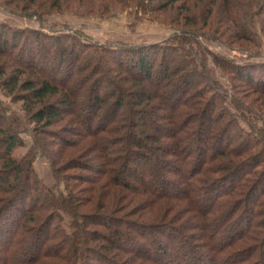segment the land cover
<instances>
[{
    "label": "trees",
    "instance_id": "trees-1",
    "mask_svg": "<svg viewBox=\"0 0 264 264\" xmlns=\"http://www.w3.org/2000/svg\"><path fill=\"white\" fill-rule=\"evenodd\" d=\"M189 1L141 0L138 7L144 13H153ZM221 2L228 20L237 27L232 38L252 42L255 20L259 21V31L264 32V0ZM49 3L52 9H60L59 0H49ZM15 35L17 33L0 32V47H3L0 59L12 66L9 77L1 81L0 87L14 94L13 101L23 103L25 119L33 124L36 146L48 158L52 170L58 171L46 145L38 138L35 126H52L70 116L83 127L81 142L97 154L99 168L95 171L97 178L88 181V189L76 191V187L66 186L65 194L56 198L36 179L33 156H14L17 149L24 147V142L17 128L0 110V246L5 250L0 264H90L92 261L101 264H264V141L240 129L227 110L217 108L214 95L207 99V108L199 114L200 108H196L201 104L193 103V99H204L203 87L196 90V71L192 63L179 57L184 50L168 46L158 50L151 46L110 50L85 43L75 34L52 38L39 31H28L25 35L24 32ZM2 40L12 42L6 45ZM16 41L21 42L20 45ZM37 41L43 42L46 48H34ZM174 53L180 59L176 62L173 58L175 62L170 63L178 67L167 71L166 58ZM21 59H25L26 64ZM167 72L172 75L166 76ZM183 72L187 80L180 81L187 89L179 83L177 88L183 89L170 93L168 98L162 91L164 86L156 87L152 81L179 77ZM232 72L238 83L251 87L252 91L259 85L257 93L264 94V63L234 66ZM26 73L32 78L21 81ZM4 75L3 71L1 76ZM128 82L133 83L132 87L152 83L155 90L151 94L141 86L124 97L121 88L127 91ZM103 83L112 90L99 96V86L104 87ZM88 93L89 104L86 103ZM154 98L163 110H166L163 103H167L168 108V99L174 98V108H169L165 116L168 128L150 122L154 135L173 142L171 146L160 145V153L183 159L190 148L198 151L193 163L188 165L182 160V166L189 167L187 173L166 160L158 163L165 178L159 176L158 168L136 174L146 163L143 151L150 149L146 141L130 130V124L128 127L122 124L126 117H120L119 111L128 103L132 125L131 119L143 116L144 112H137L138 109ZM52 99L55 101L51 102ZM113 99L114 109L106 112ZM36 105H41V109H36ZM104 111L109 116L105 122ZM202 116L204 122H201ZM192 119L194 123L199 122L197 128L190 126ZM189 140L187 151L180 149V153L178 147ZM206 152L211 153L208 158L204 156ZM124 157L121 170L126 175L121 177L122 172L117 168ZM73 165L75 169L93 171L88 166ZM175 169L178 173H174ZM175 178L182 183H177ZM78 194L84 197L80 200ZM126 194L131 197V204L138 201L134 200L138 196L147 199L149 208L145 213L150 219L146 223L143 217L136 222L117 216L128 207ZM118 206L120 211L116 212ZM90 207L94 211L82 212ZM172 213L185 214L187 220L170 218ZM62 216L70 219V232L60 227L58 222ZM157 221L160 225L154 224ZM96 224L104 229V235L89 231L90 226ZM118 241L120 245L116 244ZM93 242L99 244L100 249ZM125 245L130 246V250ZM99 250L106 253L100 254ZM108 254L122 256V263L109 258Z\"/></svg>",
    "mask_w": 264,
    "mask_h": 264
},
{
    "label": "rangeland",
    "instance_id": "rangeland-1",
    "mask_svg": "<svg viewBox=\"0 0 264 264\" xmlns=\"http://www.w3.org/2000/svg\"><path fill=\"white\" fill-rule=\"evenodd\" d=\"M59 1L61 2L60 9L56 10L50 7L49 0H0V32L5 31L6 33L12 34L17 33L15 36H18L23 32L25 35L28 31H39L52 38L54 36H70L75 34L85 43L105 46L110 50L143 46L156 47V50L160 47L166 48V46L179 48L181 52L184 50V53L181 54L182 56L179 57L183 59L185 58L187 62L190 61L192 63V68L196 71V90H200L203 87L201 94H203L204 99L200 100L198 97L193 99V103L198 102L201 104H198L196 108V110L200 108L199 114L201 113V110L203 111L207 108V106H205L207 99L214 95L217 108L220 107L227 110L228 114L236 120L240 129L248 133L252 132L255 136L264 141V94L257 93L260 89L259 85L256 86L255 91H252L253 89L251 87L248 88L243 84L238 83L232 72L234 66L257 65L264 63V32L262 33L259 31L258 20L254 21L257 24H255L252 29L254 40L252 42H244L241 39L238 40L232 38V35L237 32V27L231 23V19L228 20V15L224 10L221 0H191L186 4H175L172 7H168L161 11H155L153 13H144L140 7H138L141 0ZM35 12L40 13L41 15H33L32 13ZM49 40L52 41L51 39ZM2 42V44L5 42L6 45H10L12 40H2ZM15 43L20 45L21 42L16 41ZM36 46L46 48V45L43 42L37 41L34 48H36ZM0 48L3 49L2 46ZM170 51L172 52V49ZM160 55L161 54L159 53L156 57V67L159 66ZM171 56L172 60H170ZM116 57H120V55H117ZM179 57L175 53L174 55H169V59L166 58L167 67L165 65L162 66H165L167 71H171L173 66L178 67V65L176 63L173 65L170 61L175 62L173 60V58H175L177 62L180 59ZM21 60L26 64L25 59ZM36 60L38 59L36 58ZM33 63L36 64V61H33ZM3 71L5 72V75L1 76ZM11 71L12 66L10 62L5 59H0V84L3 79L9 77ZM171 75L172 74H169L168 72L166 74L168 77ZM31 78V74L26 73L21 77V81L30 80ZM181 79L183 82L187 80V76L184 72L179 77L162 80L154 78L152 81L155 82L154 85L156 87L159 85L164 86V90L162 91L166 93L165 96L168 98L170 93H175L177 91L179 83L182 84L180 81ZM132 84L133 83L131 82L125 84L126 87H129L127 91L126 89L124 90L121 88V93L124 92L123 94H125L123 95L124 97L128 92L137 90L138 87L140 88L141 86L147 89L151 94L153 93V90H155L152 83L150 84L151 86L144 84L138 87H136V85L132 87ZM102 85L105 86L102 87L100 84L99 90L101 89V91L97 93L99 96L104 93L107 94L112 90L109 85H106L105 83ZM182 86L184 88L186 86L185 83H183ZM89 87L87 89L88 91L91 89L92 84H90ZM183 88L180 86L178 90H182ZM184 89H187V87ZM18 94H21V92L19 91ZM13 95H10L0 87V110L4 116L14 124L20 138L24 142V147L17 149L14 156L16 158H22L27 154L33 156L32 168L36 179L39 181L42 188L46 191L53 192L56 198L65 194L66 186L72 188L76 187V191L88 189V181L97 178L95 171L99 168V162L96 159L97 154L92 153V149L89 148L87 144L81 142L82 139L80 133L82 134L83 127L76 124L74 119L70 116L65 117L61 123L52 124V126H35L36 131L38 132V138L46 145V149L51 154L52 160L55 161L56 166L59 169L56 171V174V172L52 170L48 158L45 157L44 153L36 146L33 124L25 119L26 112L24 111L23 103L21 101H13ZM89 95L90 94L88 93V98L86 99V103L88 101V104ZM180 98L183 99L184 97ZM54 101L55 99L51 100V102ZM173 102L174 98H172V100L168 99V108L167 103L162 102L163 105L166 104V110H163L161 103L154 98V101L151 100L149 103H146L143 107L138 109L139 111L137 112H144L143 116L140 119H138V117L131 119L132 125L129 123L130 116L128 113V103H126L125 108L119 111L120 117H126L124 118L125 122L122 124L125 126H129L130 124V130L143 141H146V146L150 149L149 151H143L146 163H144L143 167L139 169L136 174H139L140 172L146 173L149 168H158L159 176L165 178V173L159 168L158 163L162 161L166 162V160L176 165L180 171L187 173L189 167L182 166V160L185 159L184 161L189 165V163H193L195 158H197L198 151L191 148L188 151L186 150L190 140L186 144L181 143V146L178 147L179 150L184 149L187 151L183 159L178 155L177 158L169 157L166 155L167 153L163 156L160 153L161 151L158 150L160 145L168 144V146H171L173 142L161 139L158 135H154L152 129L153 126L150 122L153 121L154 123L161 124L162 128L167 127L168 120H166L167 118H165V116H168L167 110H169V108H174ZM114 103L115 99L108 103L105 109L106 112L107 110L114 109V107H112ZM41 107V105H36L35 108L41 109ZM182 110L187 111L188 108L182 107ZM196 110L194 112H196ZM113 112L115 113L116 111ZM100 114L103 113L100 112ZM104 114L105 116H102L103 122L109 117L105 111ZM204 120L205 119L202 116L201 122H204ZM192 121L193 123H191L190 126L197 128L199 122L194 123V119L190 120V122ZM198 121H200V118H198ZM188 130L189 129H187V131ZM144 136H146V138ZM142 137H144V139ZM122 140L123 139H121V142ZM200 146L203 149L201 143ZM219 148L223 150L224 146L219 145ZM213 149L214 148H212V150ZM182 150H180V153ZM210 154V152H206L204 154L205 158H208ZM154 157H156V159ZM118 163L119 166L117 169L119 170L118 172L121 173V165L125 163V157ZM73 164L91 167L93 171L90 172V170L75 169L73 167L75 165ZM132 168H134V166ZM177 171L178 170L175 169L174 173H178ZM123 175H126V173L122 172L121 177H123ZM167 176V178H174L169 177V175ZM174 180L177 183H182L179 179L175 178ZM178 185L179 187H182L180 184ZM169 193H173V190ZM74 196H76V194H74ZM78 197L81 200L84 196L78 194ZM130 198V195L127 196L126 194L127 200H124L128 207L126 210L124 209L120 215L117 214V216H124V218H127L128 220L136 222L140 221L139 218L143 217V220H146V223L150 219L145 213L148 211L147 208H149L148 203L145 202L147 199L138 196L134 199L138 201L132 202L131 204L129 200ZM197 198L198 197H196V199ZM127 201L129 204H127ZM171 201V203H173V200ZM182 203L186 204V202ZM90 206L93 207V205ZM92 207L89 209H83L82 212L88 214V210L91 211ZM119 208L120 206L117 207L116 212L120 211ZM93 213L94 212L91 214ZM176 214L177 213H172L170 218H174L178 221L182 220L183 222L187 220L185 219V214ZM58 223L66 232L71 231L69 218L62 216ZM154 224L160 225L158 221ZM89 231L94 233V235H104L106 233L104 229L97 224L91 225ZM155 235L152 236L153 239L156 238L157 235ZM96 238L98 237L96 236ZM93 243L94 246L98 248L100 247L99 244L96 245L95 242ZM116 244L120 245L121 242L118 241ZM124 247L130 250V246L125 245ZM169 250V252L173 251L172 249ZM4 251L3 245L0 246V257ZM103 252L106 253L103 250H99L100 254H103ZM108 256L119 262L122 261V256H114L113 254H108ZM254 260H256V257L253 261ZM90 264L101 263L92 261Z\"/></svg>",
    "mask_w": 264,
    "mask_h": 264
}]
</instances>
